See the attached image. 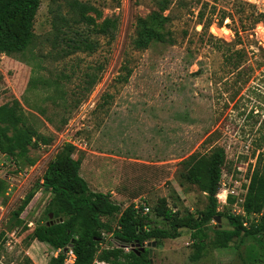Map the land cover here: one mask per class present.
I'll return each mask as SVG.
<instances>
[{"label":"rangeland","instance_id":"374dc122","mask_svg":"<svg viewBox=\"0 0 264 264\" xmlns=\"http://www.w3.org/2000/svg\"><path fill=\"white\" fill-rule=\"evenodd\" d=\"M67 1L40 0L30 46L0 53V105L17 100L20 125L35 133L25 153L34 165L11 173L0 192V264H47L57 255L32 235L35 224L55 220L45 212L50 190L38 186L23 212H13L67 143L90 189L109 193L121 209L143 201L154 222L149 227L166 226L154 214L161 198L180 216L206 209L207 194L183 174L191 155L222 147L217 194L227 193V200L216 194L222 216L207 222L200 258H191L188 229L153 247L145 242L144 250L152 249L151 264H264L263 233L214 246V230L234 229L228 216L240 213L251 173L264 165V0H171L164 15L175 42L143 50L133 47L136 23L156 9L155 0H79L94 5L101 19L116 20L112 39L58 22L69 16ZM77 31L93 51H72ZM230 50L242 54L227 62ZM116 218L102 217L113 227ZM103 237L101 248L114 245L110 234ZM64 264H71L69 253Z\"/></svg>","mask_w":264,"mask_h":264},{"label":"trees","instance_id":"16d2710c","mask_svg":"<svg viewBox=\"0 0 264 264\" xmlns=\"http://www.w3.org/2000/svg\"><path fill=\"white\" fill-rule=\"evenodd\" d=\"M156 9L140 17L136 23L133 47L143 50L151 43L173 44L169 25L170 16L164 15L171 0H155ZM40 0H0V53L11 54L25 51L34 38V18L39 9ZM68 17L58 20L61 23L85 26L97 35L113 38L116 30V20L108 17L101 19V12L89 3L79 0H68ZM93 13V14H92ZM101 19V20H99ZM60 32V29H58ZM71 40L72 51H93V43L87 37ZM242 50L231 51L224 58L230 62L232 57H239ZM238 60V58L236 59ZM126 80V76L123 77ZM94 79L91 80V85ZM21 113L17 100L0 105V151L14 158L17 169L22 166L34 165V160L26 158L27 147L33 142L35 133L28 127L20 125ZM7 132H11L7 135ZM37 143L38 140L35 139ZM75 147L65 144L49 161L42 175V183L26 193L20 205L13 214L18 217L34 196L37 187L42 186L53 193L45 210L47 217L52 213L55 220L38 223L33 226V238L50 245L57 251L47 264H64L69 250L72 251L73 264H151L148 250L140 251L148 239H175L181 235L182 229L190 230L195 252L193 260H198L205 246L207 230L204 228L208 221L222 214L216 209V194L220 187L222 169L225 161V151L222 147H214L208 155H191L187 162L190 164L183 177L196 184L207 194L208 206L197 214L178 215L167 207L165 199L161 198L154 207V214L160 217L165 227H149L154 223L133 207V203L121 209V206L111 199L109 193L90 189L87 181L80 175L81 158L75 157ZM16 170L11 169L14 173ZM6 179L0 178V192L6 188ZM243 208L250 218L247 226H243L240 216H228L234 226L231 231L215 229L218 237L215 247H225L227 242L242 234L251 237L264 234V165L253 169L247 191L243 200ZM116 218V226L102 217ZM252 219V220H251ZM108 233L114 239L110 248H101L103 234ZM72 243L66 253L63 248ZM127 246V247H124Z\"/></svg>","mask_w":264,"mask_h":264},{"label":"built area","instance_id":"2783aa9c","mask_svg":"<svg viewBox=\"0 0 264 264\" xmlns=\"http://www.w3.org/2000/svg\"><path fill=\"white\" fill-rule=\"evenodd\" d=\"M251 2H254L256 4V1H251ZM11 169L17 170L16 162H15L14 158L12 156L7 155L6 153H2L0 151V171L4 172L3 175H1L2 178L11 179L12 178V174H11L12 172H10ZM223 192L225 193V191H223ZM221 195L223 197L222 199L220 197ZM226 195H227V193H226ZM226 195L224 196L223 194H217V196L219 197V200H221L223 203H226V200H227ZM133 207H134V209H136L137 211H139L143 215H147L149 212V207L143 201H138V202L133 203ZM237 216L241 217V222H242L243 226L248 225L249 220H248L247 213L245 212V210L243 208V205H242V209H240V213H238ZM254 217H256L255 214H254ZM68 253L70 254V262H71V264H73V261H71L72 259H74L73 253L71 250H69Z\"/></svg>","mask_w":264,"mask_h":264},{"label":"water","instance_id":"95a60500","mask_svg":"<svg viewBox=\"0 0 264 264\" xmlns=\"http://www.w3.org/2000/svg\"><path fill=\"white\" fill-rule=\"evenodd\" d=\"M49 218H52V213L49 214ZM214 220L217 221V222H219L220 221V217L219 216H216L214 218ZM204 228L206 229V226ZM149 243L153 247L155 245L154 239L153 238L148 239L146 244H149ZM138 246L140 247V251L143 252L144 251V247L143 246H140L139 244H136V247H138ZM71 247H72V243H69L67 246H65L63 248V252L66 253L69 249H71ZM124 247H127V246H124ZM151 250H152L151 248L148 249V257H149L150 263H151V259H150Z\"/></svg>","mask_w":264,"mask_h":264}]
</instances>
